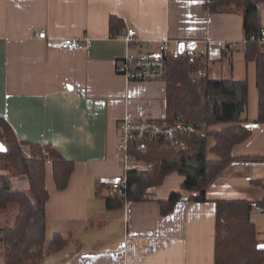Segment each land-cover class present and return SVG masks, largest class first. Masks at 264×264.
Wrapping results in <instances>:
<instances>
[{
    "label": "crops",
    "instance_id": "1",
    "mask_svg": "<svg viewBox=\"0 0 264 264\" xmlns=\"http://www.w3.org/2000/svg\"><path fill=\"white\" fill-rule=\"evenodd\" d=\"M260 8L264 36V0ZM112 15L119 19L115 28L124 22L121 30H112ZM128 27L154 51L164 38L173 45L194 43L210 78L247 81L244 125L251 133L232 147L234 159L209 184L205 201L193 199L197 192L182 187L185 176L171 171L142 199L126 198L114 209L105 205L109 181L123 170L121 121L167 114L166 82L127 80L116 72L125 52L120 35ZM40 28L44 37L34 35ZM85 36L87 43L76 50L49 45L52 39ZM244 38L243 10L234 2L213 11L203 0H0V115L27 143L25 153L34 142L74 162L67 187L58 189L52 161H46V238L60 233L68 243L45 249L39 264H215V200L255 202L264 196V121L258 118L256 61L245 58ZM227 41L233 43L230 55L222 48ZM224 126L204 123V136ZM0 174L9 176L13 188H29L24 173L0 167ZM173 191L181 197L164 213L160 200ZM13 205L6 226L15 222ZM7 212L0 211V221ZM260 214L264 208L254 205L251 220L264 240Z\"/></svg>",
    "mask_w": 264,
    "mask_h": 264
},
{
    "label": "trees",
    "instance_id": "2",
    "mask_svg": "<svg viewBox=\"0 0 264 264\" xmlns=\"http://www.w3.org/2000/svg\"><path fill=\"white\" fill-rule=\"evenodd\" d=\"M210 10L235 3L243 10L245 31V58L254 59L257 66L259 90L258 118L264 121V45L259 42L263 32L262 0H203ZM115 15L110 18L112 30H121V21L115 28ZM254 37V38H252ZM203 67L202 56L169 57L166 77V106L168 121L180 119L188 122L198 120L207 126L225 123L220 130H208L206 136L184 135L187 147L178 149L160 141H150L141 151L132 141L130 150L136 157L152 162L148 169L127 171L129 200L142 199L147 189L162 183L165 175L177 171L185 176L182 187L196 191V201L207 200L206 189L211 182L234 159L232 147L245 140L251 133L247 121L248 86L246 80L233 78L213 79L208 75L198 77L195 70ZM213 137L214 142L210 143ZM0 140L6 151H0V160L10 173H24L29 180L28 189L13 188L8 175L0 174V210L10 203L18 204L19 213L12 226L0 229L5 264H39L45 249L58 250L68 240L60 233L46 238V202L49 190L46 186V161L51 159L52 172L58 189L69 183L74 168L73 160L66 159L50 145L29 143V152L19 140L13 127L0 115ZM166 145V144H165ZM209 152L216 157H210ZM264 185V184H263ZM181 194L173 191L160 200L164 213L172 209ZM105 205L109 209L120 208L124 199L107 194ZM216 204L215 264H264V248H259L256 226L251 220L254 205L264 208V196L255 202L246 199L219 198Z\"/></svg>",
    "mask_w": 264,
    "mask_h": 264
},
{
    "label": "built area",
    "instance_id": "3",
    "mask_svg": "<svg viewBox=\"0 0 264 264\" xmlns=\"http://www.w3.org/2000/svg\"><path fill=\"white\" fill-rule=\"evenodd\" d=\"M37 37L45 36V29L40 28L34 33ZM125 41L124 55L116 63V72L124 76L127 80L145 81V80H166L168 73V58L188 57L191 60L200 56L196 50L195 44L189 46L183 45L180 50V44L171 43L170 38H164L158 43L157 51L150 48L152 45L149 41L141 39L134 27H128L125 32L120 35ZM254 38V37H252ZM260 42H264L263 33L259 37ZM246 44V40L244 38ZM87 43L85 37H61L49 41V45L55 48L66 50H76L82 48ZM227 55L231 54L233 43L227 41L222 45ZM198 77L207 75L204 67L195 70ZM203 122L198 120L182 121L176 119L168 121L165 119H141L132 120L124 118L120 123L121 138L118 148L123 154L121 173L114 175L108 183V194L118 198H127L128 177L127 171L131 169H148L152 167V162L137 159L130 150L132 141L138 143L141 151L146 150L149 141H160L166 145L179 146L186 148L187 142L180 136L185 134L205 135L203 130ZM254 122L251 126H256Z\"/></svg>",
    "mask_w": 264,
    "mask_h": 264
},
{
    "label": "rangeland",
    "instance_id": "4",
    "mask_svg": "<svg viewBox=\"0 0 264 264\" xmlns=\"http://www.w3.org/2000/svg\"><path fill=\"white\" fill-rule=\"evenodd\" d=\"M264 11V10H263ZM3 144L5 145V143L3 142ZM6 146V145H5ZM211 155V154H210ZM5 161L4 160H0V167H5ZM13 204H17V203H15V202H12V203H10L5 209H3V210H6V211H8L6 214V219H4V220H1L0 221V225H2L1 227H0V229H3L4 227H6V224H8V223H10V214H11V212H14L15 211V208H13L14 207V205ZM18 205V204H17ZM10 206V207H9ZM9 207V208H8ZM8 208V209H7ZM13 208V209H12ZM3 210H0V211H3ZM18 213H19V207H18V210L16 209V212H15V216H13V217H11L12 219H14L15 217H17V215H18ZM257 219H258V222H259V224H258V226H260V227H264V215L263 214H260L259 215V217L257 216ZM15 220H16V218H15ZM12 226V225H11ZM256 226V225H255ZM256 239H257V241L259 242V243H264V240H259L258 239V237H257V235H256ZM262 241V242H261Z\"/></svg>",
    "mask_w": 264,
    "mask_h": 264
},
{
    "label": "water",
    "instance_id": "5",
    "mask_svg": "<svg viewBox=\"0 0 264 264\" xmlns=\"http://www.w3.org/2000/svg\"><path fill=\"white\" fill-rule=\"evenodd\" d=\"M183 43H180V50H183ZM6 146L3 144V142L0 140V151H6ZM259 248H264V243H259L258 245Z\"/></svg>",
    "mask_w": 264,
    "mask_h": 264
}]
</instances>
